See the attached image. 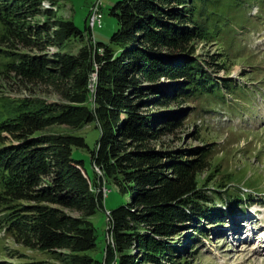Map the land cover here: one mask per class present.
<instances>
[{
	"label": "trees",
	"instance_id": "16d2710c",
	"mask_svg": "<svg viewBox=\"0 0 264 264\" xmlns=\"http://www.w3.org/2000/svg\"><path fill=\"white\" fill-rule=\"evenodd\" d=\"M43 1L0 0V78L29 93L45 85L59 98L0 97V228L63 264H102L86 254L97 245L90 218L104 211L103 190L112 185L130 201L108 212L103 264L186 263L172 243L195 222L220 223L227 213L213 203L219 189L229 204L248 199L228 184L201 185L211 150L157 148L185 119L162 110L241 95L233 81L210 74L225 62H202L193 47L219 39L225 0H118L107 45L93 40L87 18L84 31L58 18L53 7L62 0L42 10ZM89 124L99 130L93 149L82 137L43 132ZM74 148L89 152L93 177Z\"/></svg>",
	"mask_w": 264,
	"mask_h": 264
},
{
	"label": "rangeland",
	"instance_id": "374dc122",
	"mask_svg": "<svg viewBox=\"0 0 264 264\" xmlns=\"http://www.w3.org/2000/svg\"><path fill=\"white\" fill-rule=\"evenodd\" d=\"M117 1L62 0L53 7V11L58 18L71 20L84 31L85 19L89 28V13L97 6L102 14L101 26L89 29L96 43L107 45L117 30L116 19L109 13ZM49 5V1L44 0L41 9H49ZM219 10L225 27L219 39L196 42L193 47L202 62H225L224 69L214 67L210 74L233 81L237 88H241L245 99L240 98L241 95L236 99L225 94L224 102L203 98L162 110L170 115L182 111L185 119L173 135L162 138L157 148L175 153L196 148L211 150L208 167L199 178L201 185L204 183L206 187L217 188L220 184H228L227 188H234L232 192L243 194L248 199L229 204L230 193L218 188V200L213 203L216 209H224L227 213L220 223L195 222L191 227H200L201 237L194 232L195 229L187 230L175 238L172 246L180 251L181 258H187V262L182 264H264V0H236L233 4L225 0ZM81 46L82 43H74L72 55H76ZM55 52L49 49L47 54L50 57ZM29 53L38 54L35 51ZM215 70L218 73H213ZM31 95L47 102L59 99L55 89L45 85H37L29 93L10 79L0 78V97L23 99ZM94 126L89 124L79 130L53 126L43 132L82 137L88 148L93 149L99 139V130ZM72 157L83 161L84 169L93 177L86 148H74ZM103 192L104 211H98L90 218L96 228L97 245L86 252L102 264L107 244L106 212L130 201L128 195L120 193L112 185ZM189 240L194 241L191 247L188 246ZM0 264L63 263L62 258L15 244L0 228Z\"/></svg>",
	"mask_w": 264,
	"mask_h": 264
},
{
	"label": "built area",
	"instance_id": "2783aa9c",
	"mask_svg": "<svg viewBox=\"0 0 264 264\" xmlns=\"http://www.w3.org/2000/svg\"><path fill=\"white\" fill-rule=\"evenodd\" d=\"M101 19H102V14L99 11L98 7L95 6L94 10H91L89 13L88 17V23H89V28L92 29L94 27H100L101 26ZM105 194V192H104ZM109 213L106 212V216L108 217Z\"/></svg>",
	"mask_w": 264,
	"mask_h": 264
},
{
	"label": "water",
	"instance_id": "95a60500",
	"mask_svg": "<svg viewBox=\"0 0 264 264\" xmlns=\"http://www.w3.org/2000/svg\"><path fill=\"white\" fill-rule=\"evenodd\" d=\"M90 88L92 89V82H91Z\"/></svg>",
	"mask_w": 264,
	"mask_h": 264
}]
</instances>
